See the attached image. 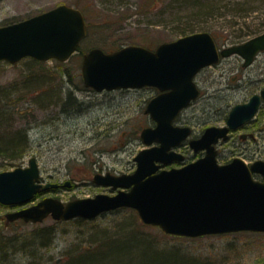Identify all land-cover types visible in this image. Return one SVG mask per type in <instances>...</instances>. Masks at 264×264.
Segmentation results:
<instances>
[{
	"label": "rangeland",
	"instance_id": "374dc122",
	"mask_svg": "<svg viewBox=\"0 0 264 264\" xmlns=\"http://www.w3.org/2000/svg\"><path fill=\"white\" fill-rule=\"evenodd\" d=\"M200 1L9 0L10 22L68 4L82 10L89 30L67 61L50 59L37 63L31 58L15 64L0 61V109L9 114L1 128L7 134L18 129L28 134L26 151L21 156L0 154V172L27 166L35 156L42 182L60 184L39 194L38 200L53 196L67 202L98 193L113 194L110 187L96 184L94 175L135 170L134 157L146 147L141 131L155 125L145 110L159 90L151 86L104 91L86 87L81 75L83 56L94 47L106 52L127 45L155 49L163 42L181 37L178 36L181 28L189 25L195 31L214 33L219 47L264 33V0H212V14L203 16L198 13ZM242 63L241 57L233 55L202 69L196 76L201 95L176 123L181 125L185 121L191 125L194 136L208 125H223L233 106L246 101L250 92L258 89L257 82L260 81V87L264 85V51L251 66L245 68ZM261 117L264 124V115ZM243 133L255 138L245 142L241 138ZM232 135L229 141L218 145L219 161L240 156L250 162L245 155L248 146L256 148L258 154L254 158L264 159V128L260 133L256 128H242ZM178 150L188 156L197 155L189 144ZM9 210L0 205V264H29L28 250L39 247L41 239L36 236L47 229L51 230L49 246L38 250L45 258L55 260L71 247L87 243L93 232L104 229L115 232L120 223L132 222L130 225L145 232L159 231V227L145 224L132 208L83 221L55 220L49 216L41 222L18 220L7 226ZM137 216L145 227H139ZM170 241L181 244L187 254L208 258L209 264H264V232L239 231Z\"/></svg>",
	"mask_w": 264,
	"mask_h": 264
},
{
	"label": "water",
	"instance_id": "95a60500",
	"mask_svg": "<svg viewBox=\"0 0 264 264\" xmlns=\"http://www.w3.org/2000/svg\"><path fill=\"white\" fill-rule=\"evenodd\" d=\"M87 34L82 11L59 4L0 27V61L16 63L25 57L67 61ZM263 50L264 33L219 48L208 31L163 42L155 49L140 45L112 52L91 48L81 64L86 87L103 91L153 86L160 91L145 110L155 125L141 131L146 147L134 157L137 166L130 173L94 175L93 181L109 186L116 191L113 194L98 193L67 202L46 196L34 202L38 194L60 184L43 183L37 158L32 156L28 166L0 172L1 204L21 206L34 202L6 213L7 222L23 219L36 223L49 216L55 220L94 219L126 207L135 209L145 224L170 235L264 232V160L248 164L242 157H235L220 163L216 148L220 139L229 138L231 129L254 116L264 100V88L247 102L234 105L225 126H209L200 137L190 139V147L196 153L205 151L203 156L180 167H165L185 158L176 148L191 135L192 128L175 125L174 120L198 98L200 89L195 77L199 71L232 55L241 56L247 67Z\"/></svg>",
	"mask_w": 264,
	"mask_h": 264
},
{
	"label": "trees",
	"instance_id": "16d2710c",
	"mask_svg": "<svg viewBox=\"0 0 264 264\" xmlns=\"http://www.w3.org/2000/svg\"><path fill=\"white\" fill-rule=\"evenodd\" d=\"M211 1H200L201 8L198 10L200 15L212 14L214 5L212 6L213 2ZM189 27L191 26L181 28L178 36L196 32ZM212 34L214 35V33ZM214 37L218 42L216 35ZM31 60L37 63L43 62L34 58ZM71 94V91L67 93L69 97ZM7 118H9L7 110L2 111L0 109V154L12 157L21 156L23 151L24 153L26 151L28 134L23 129H18V131L9 134L5 133V128H1V125L4 126ZM123 209L127 208H119L114 211ZM77 219L78 221L85 220L83 218ZM135 221L139 223V227L146 226L138 216ZM130 223L132 224V222ZM130 223L116 225L118 229L115 232L109 233L106 229L101 230V232L99 230L93 232L90 238L86 240L87 243L84 242L80 246L71 247L63 257L57 260L52 257L45 258V254L39 253V248L44 249L49 246L51 238V230H44L42 231L43 235L38 234L36 236L38 240L41 239L39 247L33 251L28 250L29 264H209L208 258L197 253V255L187 254L181 244L170 241L171 239L181 240L190 237L169 235L159 228H157L159 231L145 232L142 229L134 228Z\"/></svg>",
	"mask_w": 264,
	"mask_h": 264
},
{
	"label": "flooded vegetation",
	"instance_id": "af4514ba",
	"mask_svg": "<svg viewBox=\"0 0 264 264\" xmlns=\"http://www.w3.org/2000/svg\"><path fill=\"white\" fill-rule=\"evenodd\" d=\"M8 1L9 0H0V27H2V26H6V25H9V24H11V23H14V22H10V16H9V10H8V5H7V3H8ZM39 12H37L36 14H38ZM36 14H33V15H30V16H28V17H26V18H24V19H27V18H29V17H32V16H34V15H36ZM20 21V20H19ZM15 22H17V21H15ZM264 51V50H263ZM263 51H261V52H259L258 54H257V56L255 57V60H256V58L258 57V55L260 54V53H262ZM255 60H254V62H255ZM253 62V63H254ZM252 63V64H253ZM251 64V65H252ZM242 65H243V63H242ZM251 65H249V66H251ZM249 66H247V67H249ZM243 67H245V66H243ZM246 68V67H245ZM251 81V80H250ZM196 83H197V81H196ZM250 84H251V82H250ZM260 81L259 82H257L256 83V86H258L257 88L258 89H256V90H253V91H251L250 93V96H249V98L246 100V101H244V102H247L254 94H256V93H260L261 92V90L264 88V85L263 86H261L260 87ZM197 85H198V83H197ZM255 86V87H256ZM198 87H199V89H200V94H199V96L201 95V88H200V86L198 85ZM258 90V91H257ZM243 102V103H244ZM188 108V107H187ZM186 108H184L180 113H179V115L176 117V119L174 120V124L175 125H178V126H183V127H185V126H190L191 128H192V131H191V135L187 138V139H185L177 148H176V150L177 151H179L178 149H180L181 147H183V146H188V144H189V141H190V139H192V138H198V137H200L203 133H204V131H205V129L207 128V127H209V126H220V127H222V126H225L226 124H227V118H228V116H227V118H226V120H225V123L223 124V125H208V126H206V127H204V129L201 131V133L199 134V135H197V136H194L193 134H194V132H193V127L191 126V125H188V124H185L186 122L185 121H183V122H181L182 124L181 125H179V124H177L176 122H177V119L179 118V116L182 114V112L185 110ZM229 115V114H228ZM261 115H264V100L261 102V104H260V106H259V108H258V110H257V112L254 114V116L251 118V119H249L248 121H246L245 123H243L242 125H240V126H238L237 127V129H231L230 131H229V138L227 139V140H223V139H220L219 140V142L216 144V148H217V150H218V159L220 160V158H219V155H220V150H219V148H218V145L220 144V143H222V142H227V141H229L231 138H232V134L235 132V131H238V130H240V129H242V128H256V130L260 133L261 132V130H262V128H264V124H262V117H261ZM241 138L243 139V140H245V142H248V139L249 138H255V136L253 135V134H250V135H247L246 133H243V134H241ZM249 143H247L246 144V147H247V145H248ZM189 146H190V144H189ZM259 146V148H260V150H261V147H260V145H258ZM187 150V149H186ZM193 150V149H192ZM180 152V151H179ZM193 152H194V150H193ZM182 153V152H181ZM195 153V155H196V157H198V155L200 154V156L199 157H201V156H203L204 154H205V151H199V152H194ZM184 154V153H183ZM255 154H258L257 152H256V148H254V149H252V148H250V146H248L247 147V149H246V151H245V155H246V157L248 158V159H250V162L249 163H252V162H254V161H256V160H258V159H261V158H254L253 157V155H255ZM185 155V154H184ZM195 156L193 157V156H188V155H185V158H184V160L183 161H175V162H173V163H171V164H169V166H171V167H176V166H174L173 164H181V165H184V164H186V161L188 160L189 162L190 161H192V160H195V159H197ZM198 157V158H199ZM235 157H238V156H235ZM240 157V156H239ZM223 158V157H222ZM243 158V157H242ZM262 160H264V159H262ZM228 161H230V160H228ZM228 161H223V163H226V162H228ZM188 163V162H187ZM180 165V166H181ZM255 176L257 177V178H261V176H260V174H255ZM1 206H5V205H2V204H0ZM5 207H7V208H10L11 210H9V211H14V210H17V209H20V208H22V207H24V206H20V207H13V206H5ZM8 211V212H9ZM21 220V219H20ZM16 221H18V220H16ZM15 221V222H16ZM12 222H14V221H11V222H7L6 221V225L8 226V225H10V224H12Z\"/></svg>",
	"mask_w": 264,
	"mask_h": 264
}]
</instances>
